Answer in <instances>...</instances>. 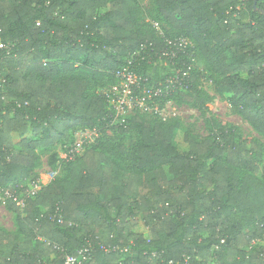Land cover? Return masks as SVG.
<instances>
[{"label": "trees", "instance_id": "1", "mask_svg": "<svg viewBox=\"0 0 264 264\" xmlns=\"http://www.w3.org/2000/svg\"><path fill=\"white\" fill-rule=\"evenodd\" d=\"M153 11L150 26L138 0H0V40L13 45L0 51V187L25 201L8 200L18 228L0 227V264H64L87 245L85 264H264L262 146L213 121L204 139L186 133L182 151L175 120L135 107L114 122L107 99L132 60L165 91L155 98L200 106L197 54L264 135V0H155ZM183 38L192 43L169 53ZM76 126L113 127L129 143L100 138L30 196L37 150Z\"/></svg>", "mask_w": 264, "mask_h": 264}, {"label": "rangeland", "instance_id": "2", "mask_svg": "<svg viewBox=\"0 0 264 264\" xmlns=\"http://www.w3.org/2000/svg\"><path fill=\"white\" fill-rule=\"evenodd\" d=\"M138 1L141 6L143 21L151 26L152 21L155 20L154 16H151L154 12L153 6L155 0ZM155 26L158 31H162L158 23L155 24ZM165 27L167 26L165 25ZM183 41L187 44L192 43L188 38H183ZM191 63L192 69L190 71L198 72L197 85L200 94L205 101L203 104L195 107L189 103H183L180 97L174 100H163L149 95H142L140 97L141 105H135L140 109L139 112L147 113L146 116H148V118H151L152 115H154L165 121L175 120V122L179 123L174 134V143L182 151H186L189 148L188 143L185 140L186 133L189 132L196 138L204 139L210 134L211 129L213 128V121L232 126L238 135L249 140L253 139L262 146L263 157L261 166H264V135L257 131L246 118L237 113L226 99L221 97L220 92L216 88L214 77L211 72L205 68L203 60L199 58L197 54L195 57H192ZM168 65L169 64H166V67ZM168 72L172 75L176 74L175 68L172 70L169 68ZM125 84V82H120L116 84V87L120 88ZM124 97L126 98L125 103L117 104V106L112 102H109L108 104L113 112L112 116L114 117V122H119L124 115L130 113L132 108H134L130 98L127 96ZM103 133L105 134L103 135ZM103 133L85 129L82 126H76L70 131L71 137L69 141L52 146L49 149H38L37 153L39 155V161L36 167L38 179L36 181L27 180L25 183L30 196H34L39 191L41 185L49 183L56 175H61L64 172L61 163L68 148L77 145L82 153L88 145L96 143L100 138L102 139V137L104 142L108 140L109 142L125 141L126 143H129V140H127V134L118 135L116 129H113V127H106ZM19 139V136H13V141L15 143L18 142ZM53 157L56 158L54 163L52 162ZM53 171L56 173L55 176H52ZM7 203L8 200L3 201L0 199V227L14 231L18 228L15 213L8 209ZM136 229L144 233L148 230L143 223L141 216Z\"/></svg>", "mask_w": 264, "mask_h": 264}, {"label": "built area", "instance_id": "3", "mask_svg": "<svg viewBox=\"0 0 264 264\" xmlns=\"http://www.w3.org/2000/svg\"><path fill=\"white\" fill-rule=\"evenodd\" d=\"M177 43L179 44L178 46L187 44L185 43V41H183V39L175 40V41L170 40L168 44L169 45L172 44L173 46L170 45V48L172 49V51H170L169 53H172L173 55H175V50L173 48H174V45H177ZM0 51L2 53H5L6 56H9L13 52V45L2 42L0 40ZM166 54L167 52H163V55H166ZM132 63L133 61L130 60L128 65H126L124 68L119 70L117 73L118 77H120L121 79L119 83L125 82L126 84L124 86H121L120 88H117L116 87L117 85H115L111 89L108 90V93H107L108 102H112L116 104V106L117 104H122L126 102V98L124 96H127L128 98H130L131 103L133 107L135 108V107H138L135 105H141L140 97L142 95H145V96L149 95L155 98V97H161V95H163V93L165 92L162 88H155L154 86L148 87L144 85L142 83L143 78L141 74L136 72L133 69V67L131 66ZM167 85H168V88L172 86L170 82ZM134 108H132V110ZM80 152H81V149L79 148V146L76 145L74 147H70L67 149V153L64 159H69L75 153H80ZM55 174H56L55 171H53L52 176H55ZM0 199L3 201L13 199V201L16 202V204L19 205L20 207L23 208L25 206V201L23 199H20L17 195H14L10 190L3 189L2 187H0ZM58 220L62 222L61 218H59ZM101 248L107 251L109 250V248H106L104 246H101ZM94 250L95 249L91 245L84 246L76 254L67 255L64 258V264H85L92 259ZM185 262H186L185 264H190L188 262V258H186Z\"/></svg>", "mask_w": 264, "mask_h": 264}, {"label": "crops", "instance_id": "4", "mask_svg": "<svg viewBox=\"0 0 264 264\" xmlns=\"http://www.w3.org/2000/svg\"><path fill=\"white\" fill-rule=\"evenodd\" d=\"M46 184H48V183H45L44 185H46Z\"/></svg>", "mask_w": 264, "mask_h": 264}]
</instances>
